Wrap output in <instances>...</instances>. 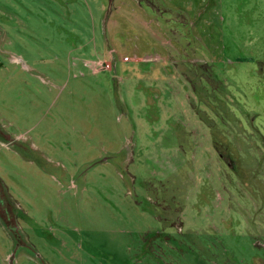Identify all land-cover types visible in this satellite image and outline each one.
<instances>
[{
  "label": "rangeland",
  "instance_id": "obj_1",
  "mask_svg": "<svg viewBox=\"0 0 264 264\" xmlns=\"http://www.w3.org/2000/svg\"><path fill=\"white\" fill-rule=\"evenodd\" d=\"M164 2L0 0V264H264V0Z\"/></svg>",
  "mask_w": 264,
  "mask_h": 264
},
{
  "label": "trees",
  "instance_id": "obj_2",
  "mask_svg": "<svg viewBox=\"0 0 264 264\" xmlns=\"http://www.w3.org/2000/svg\"><path fill=\"white\" fill-rule=\"evenodd\" d=\"M137 1L140 4H143L144 6L150 7L152 11L151 13L155 16L156 20L159 22L162 29L167 31L172 37L178 36L179 32L177 29V23L184 22L187 25L186 15L180 10L168 8L164 6L162 3L158 2L157 0H137ZM186 38H188V44H190L192 38L190 37H186ZM197 55L198 58H195L194 60L197 61L196 63L199 64V66H202L201 63L205 61L204 58L202 59L203 54L198 53Z\"/></svg>",
  "mask_w": 264,
  "mask_h": 264
},
{
  "label": "crops",
  "instance_id": "obj_3",
  "mask_svg": "<svg viewBox=\"0 0 264 264\" xmlns=\"http://www.w3.org/2000/svg\"><path fill=\"white\" fill-rule=\"evenodd\" d=\"M158 2H160V3H162L164 6H166L167 7V4L164 2V1H162V0H157ZM133 2L135 3V4H137L139 7H141V8H143L145 11H147L148 12V14H150V16L152 15V17H154V15L151 13L152 11H151V9H150V7H148V6H144L143 4H140L137 0H133ZM115 7V6H114ZM169 8V7H168ZM155 58H157V57H155Z\"/></svg>",
  "mask_w": 264,
  "mask_h": 264
}]
</instances>
